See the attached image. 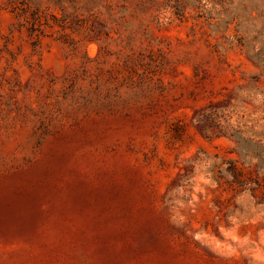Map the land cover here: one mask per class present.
<instances>
[{
  "label": "rangeland",
  "instance_id": "1",
  "mask_svg": "<svg viewBox=\"0 0 264 264\" xmlns=\"http://www.w3.org/2000/svg\"><path fill=\"white\" fill-rule=\"evenodd\" d=\"M0 264H264V0H0Z\"/></svg>",
  "mask_w": 264,
  "mask_h": 264
}]
</instances>
